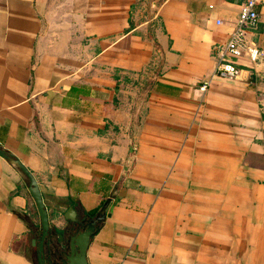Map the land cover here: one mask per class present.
<instances>
[{"label": "crops", "instance_id": "0c3cea01", "mask_svg": "<svg viewBox=\"0 0 264 264\" xmlns=\"http://www.w3.org/2000/svg\"><path fill=\"white\" fill-rule=\"evenodd\" d=\"M240 2L0 0V148L53 238L108 202L87 264H264V58L214 75ZM39 233L0 155V264H34Z\"/></svg>", "mask_w": 264, "mask_h": 264}, {"label": "water", "instance_id": "95a60500", "mask_svg": "<svg viewBox=\"0 0 264 264\" xmlns=\"http://www.w3.org/2000/svg\"><path fill=\"white\" fill-rule=\"evenodd\" d=\"M0 155L26 178L27 189L39 215L40 233L33 241L37 248L34 264H87L86 250L90 239L107 215L108 202L104 203L94 216L80 215L70 207L65 215L70 224L53 238L50 234L48 212L34 175L14 154L0 148Z\"/></svg>", "mask_w": 264, "mask_h": 264}, {"label": "built area", "instance_id": "2783aa9c", "mask_svg": "<svg viewBox=\"0 0 264 264\" xmlns=\"http://www.w3.org/2000/svg\"><path fill=\"white\" fill-rule=\"evenodd\" d=\"M260 0H241L239 15L234 23V28L229 39L221 48L214 75L222 79L234 80L240 74L237 61L246 58L250 63L256 64L264 58V51L253 41L248 34L257 27V3ZM217 46L213 47L216 50ZM208 82L200 86L204 91Z\"/></svg>", "mask_w": 264, "mask_h": 264}]
</instances>
